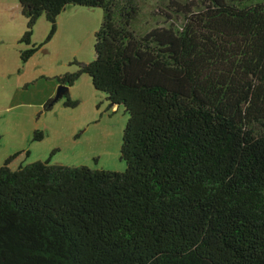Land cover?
Here are the masks:
<instances>
[{
	"label": "trees",
	"instance_id": "16d2710c",
	"mask_svg": "<svg viewBox=\"0 0 264 264\" xmlns=\"http://www.w3.org/2000/svg\"><path fill=\"white\" fill-rule=\"evenodd\" d=\"M16 1L21 61L38 17L48 40L66 5L101 10L57 83L123 108L124 169L5 157L0 264H264V0Z\"/></svg>",
	"mask_w": 264,
	"mask_h": 264
},
{
	"label": "rangeland",
	"instance_id": "374dc122",
	"mask_svg": "<svg viewBox=\"0 0 264 264\" xmlns=\"http://www.w3.org/2000/svg\"><path fill=\"white\" fill-rule=\"evenodd\" d=\"M100 19L98 7L68 4L56 17L54 33L45 40L48 23L38 17L30 37V44L37 49L25 61L20 60L19 51L27 45L17 41L24 28L22 17L0 19V67L10 69L0 88L4 87L6 101L12 106L0 117V165L5 157L17 153L8 164L10 169L37 160L91 169H124L119 159L126 119L123 108L110 105L85 73L70 86L64 85V93L76 102L74 106L63 105L64 93L54 99L57 78L93 59V34ZM47 96L52 101L44 110L36 103ZM13 100L23 106L13 107ZM34 130L41 132L39 140L32 138Z\"/></svg>",
	"mask_w": 264,
	"mask_h": 264
},
{
	"label": "crops",
	"instance_id": "0c3cea01",
	"mask_svg": "<svg viewBox=\"0 0 264 264\" xmlns=\"http://www.w3.org/2000/svg\"><path fill=\"white\" fill-rule=\"evenodd\" d=\"M3 18L10 19L11 21L21 19V15L19 13V6L16 0H0V19H3ZM9 72H10V69L0 67V85H3V83L6 82L5 79L8 78ZM6 98H7V95H6L5 89L4 87H1L0 88V117L2 113L6 112V110H9L10 107H12L10 104H8V100L6 101ZM50 98H51L50 96H47L44 100H42V103L38 101V103L36 104H41L43 108V105L48 100H50ZM21 105L23 106V104L20 101H15V103L13 104V107L21 106Z\"/></svg>",
	"mask_w": 264,
	"mask_h": 264
},
{
	"label": "water",
	"instance_id": "95a60500",
	"mask_svg": "<svg viewBox=\"0 0 264 264\" xmlns=\"http://www.w3.org/2000/svg\"><path fill=\"white\" fill-rule=\"evenodd\" d=\"M67 91V87L63 85H59L56 91V94L54 96V99L58 98L62 93Z\"/></svg>",
	"mask_w": 264,
	"mask_h": 264
}]
</instances>
